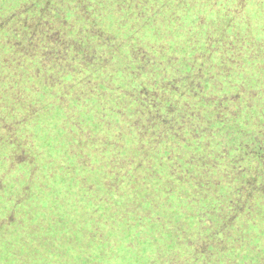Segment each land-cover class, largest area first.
<instances>
[{"label":"rangeland","instance_id":"374dc122","mask_svg":"<svg viewBox=\"0 0 264 264\" xmlns=\"http://www.w3.org/2000/svg\"><path fill=\"white\" fill-rule=\"evenodd\" d=\"M13 13L17 16L12 17ZM93 16L99 25V37L92 42L97 48L95 53L99 54V79L102 71L116 67L126 68L128 73L136 68L143 72L145 59L161 58L162 54L179 57L181 61L178 64L175 59L173 70L180 68L184 72L188 63L204 61L208 72L203 80L212 81L210 90L206 89L207 95L220 94V91L234 95L246 83L233 84L254 82L251 87H244L245 98L241 96L236 101L243 99L258 108L239 115L247 128L256 131L249 135V142L263 130L264 86L259 92L256 84L264 83V73L259 71L264 65V55L256 54H264V0H0V264H166L163 261L170 257L165 247V255L158 260L149 256L147 247L134 246V250H130L128 243L122 245L120 232H113L111 236L105 233L106 236L92 229L99 230V218L92 217L97 196L87 198L80 188V180L83 182L84 176H90L89 182L95 184L94 175L84 172L81 179L82 169L76 171L78 161L66 152L64 122L80 118L82 134L77 131L73 136L80 139L87 133L93 138L89 132L95 128L96 108L90 114L80 112L64 117L63 110L57 107L59 95L66 90L64 102L69 104L74 90L77 93L84 90L85 84L76 81L80 75L73 78L68 71L54 67L51 59H44L49 60L51 66L41 65L40 61L56 54L62 59L84 56V52H79L82 41L87 39L80 35L90 33L88 28ZM65 23L79 27L74 37L65 38L61 34L57 43L48 42L50 33H43L45 26L59 28L61 32ZM29 26L40 32L30 36ZM248 42L255 47L246 48ZM70 44L76 45L74 51L68 49ZM189 59L194 61L189 62ZM48 68L50 73L45 72ZM78 69L80 71V67ZM92 72L96 74V70ZM50 78L59 79L60 83L53 84ZM132 80L133 77H127L123 83ZM259 100L263 102H257ZM208 101L222 102L226 106L233 99ZM201 136V132H196V138ZM127 150L128 145L123 152ZM189 150L182 144L179 147L180 154ZM19 153L24 155V159L19 160H24L23 164L10 162L8 165L7 160L17 158ZM92 158L93 166L96 162L101 164L99 157L98 161ZM56 160L66 161V171H55ZM196 164L224 173L236 166L231 158L222 157L210 162L197 159ZM239 164H246L244 157ZM9 167L12 169L8 170ZM73 175L76 179L71 178ZM62 179L79 184L70 186ZM206 179L210 183L201 185L199 181V188L210 195L216 177L213 174L211 178L205 176L207 182ZM55 183H58V193L54 191ZM180 184L183 192L198 191L191 184ZM190 200V197L185 200L182 213L177 215L179 232L175 235L192 231L195 236L200 229L205 238H214L218 247L209 261L202 256L205 255L202 251L188 246L181 252L176 249L178 264H264L263 212L246 218L243 215L232 225L229 220L218 219L220 216L225 219V209L219 212L213 209L211 215L201 220L199 213L191 210ZM90 217L94 220H86ZM223 227H227L226 230L216 235V229ZM194 244L197 247L196 241ZM223 249L226 250L221 252ZM225 254L229 258L226 261Z\"/></svg>","mask_w":264,"mask_h":264},{"label":"trees","instance_id":"16d2710c","mask_svg":"<svg viewBox=\"0 0 264 264\" xmlns=\"http://www.w3.org/2000/svg\"><path fill=\"white\" fill-rule=\"evenodd\" d=\"M15 15L17 13H13L12 17ZM91 18L92 23L90 22L88 28L90 33L80 35L87 39L82 41L84 44H81L79 52H84V56L76 58L72 55L62 59L56 54L55 57L42 58L40 62L41 65L54 64L59 70L68 71L73 78L80 75L76 81L85 84L84 90L78 93L74 90L69 104L64 102L67 97L66 90L59 95L60 102L57 107L63 110L64 117L80 112L90 114L96 108L95 128L89 132L93 138L87 133L85 137H79L80 139L73 136L74 132L82 130L83 120L80 118L66 120L63 126L67 142L66 152L71 154L73 160L78 161L76 171L82 169L81 179L84 172H89L96 181L95 184L90 183V176H84L83 182L80 180V188L87 198L93 194L97 196L92 207V217L99 218V230L97 227L92 229L96 233H107L109 236L113 232H120L123 234L122 245L128 243L127 248L130 250H134V246L139 249L141 246L147 247L149 256L158 260L165 255L163 250L166 248L170 253V257L163 261L166 264H178L174 253L176 249L181 252L186 246L204 252L205 255L202 256H206L209 261L218 247L215 239L205 238L199 228L195 236L192 231L175 235L179 232L177 215L182 213L181 208L188 197L191 198V210L199 213L201 220L211 215L213 209H217V212L225 209V219L221 216L218 219L223 222L229 220L232 225L238 223L243 215L246 218L264 213V127L249 142V135L256 131L247 128L239 115L244 111L248 113L251 108H258L243 99L236 101L241 96L245 98L247 93L244 87H251L250 84L254 82L241 81L233 84L246 83L234 95H226L220 91V94L210 96L206 89L210 90L212 81L203 80L208 72V68H205L206 62L188 63L186 72L180 68L173 70L175 59L178 64L181 59L176 56L168 57L166 54H162L161 58L145 59L146 67H142L147 68H144L146 72L136 68L128 73L126 68L116 67L112 71H102L99 79V54L95 53L97 48L92 43L99 37V25L94 16ZM4 26L5 24L1 28ZM27 29L30 36L40 32L31 26ZM78 30V26L65 23L61 32L59 28L45 26L43 33H50L46 40L55 44L61 34L65 38H72ZM229 39L232 38L229 36ZM254 45L248 42L246 48L255 47ZM75 46L70 44L68 49L74 51ZM256 55L259 57L264 54ZM262 58L264 63V56ZM44 59H51L54 63ZM191 61L194 59H189ZM93 69L96 74L92 72ZM193 69L198 71L193 72ZM259 71L264 73V65L260 66ZM45 72L50 73L49 68ZM39 75L44 76L41 73ZM127 77H133V80L124 84ZM51 80L52 78L49 81L53 84L60 83L59 79ZM263 86L264 83L262 86L256 84L259 92ZM233 88L239 89L234 86ZM224 98H232L233 101L226 106L222 102L218 104L208 101ZM257 102L262 103L263 100ZM79 132L81 136L82 133ZM196 132L202 133L201 138H196ZM181 144L190 150L180 154ZM127 145L128 150L123 152ZM22 155L19 153L17 158L8 159V165L10 162L22 165L24 160L19 161L24 159ZM93 156L97 161L99 157L101 164L96 162L97 165L93 166ZM219 157L231 158L236 166L224 173L219 169L204 168L203 165L200 168L196 164L197 159L210 162ZM243 157L246 164L241 166L239 162ZM56 163L55 171H66V161L56 160ZM10 167L8 170L12 169ZM213 174L216 183L210 195H206V191L199 188V181L201 185H208L209 180L206 179V182L204 178H211ZM71 178L76 179V175ZM61 181L75 187L79 184L67 182V179ZM182 182L195 186L198 191L183 192L180 190ZM57 186L58 183H55V193H58ZM92 217L86 220H94ZM225 225L227 226V222ZM226 228L216 229L215 234H222ZM199 241H203V244ZM223 257L225 261L229 259L228 254Z\"/></svg>","mask_w":264,"mask_h":264}]
</instances>
